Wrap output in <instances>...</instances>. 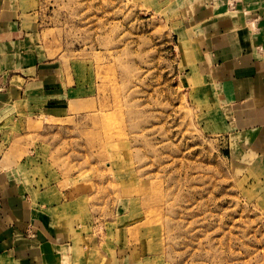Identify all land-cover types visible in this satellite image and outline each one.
<instances>
[{
  "label": "rangeland",
  "instance_id": "1",
  "mask_svg": "<svg viewBox=\"0 0 264 264\" xmlns=\"http://www.w3.org/2000/svg\"><path fill=\"white\" fill-rule=\"evenodd\" d=\"M33 1L45 54L87 101L26 121L27 178L155 264H264L259 163L233 157L194 104L169 3Z\"/></svg>",
  "mask_w": 264,
  "mask_h": 264
},
{
  "label": "crops",
  "instance_id": "2",
  "mask_svg": "<svg viewBox=\"0 0 264 264\" xmlns=\"http://www.w3.org/2000/svg\"><path fill=\"white\" fill-rule=\"evenodd\" d=\"M162 1L174 10L194 104L233 157L258 162L264 178V0ZM33 2L0 0V264H155L107 241L100 225L75 212L70 193L27 178L26 162L38 160L25 158L26 121L68 116L87 101L73 69L45 54Z\"/></svg>",
  "mask_w": 264,
  "mask_h": 264
}]
</instances>
